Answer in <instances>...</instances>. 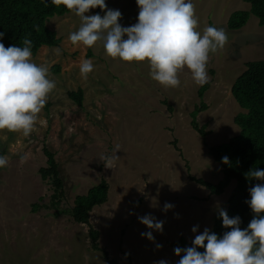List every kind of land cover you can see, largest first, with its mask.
Wrapping results in <instances>:
<instances>
[{"label": "rangeland", "instance_id": "obj_1", "mask_svg": "<svg viewBox=\"0 0 264 264\" xmlns=\"http://www.w3.org/2000/svg\"><path fill=\"white\" fill-rule=\"evenodd\" d=\"M191 2L201 35L209 26L228 35L224 48L210 54L209 87L202 99L198 91L203 85L192 80L187 68L178 73L179 87H164L150 77L147 61L113 59L100 41L92 47L73 45L68 37L81 23L74 12L47 22L60 44L42 47L32 60L49 66L48 78L56 87L29 136L0 130V154L8 160L0 167V264H107L92 248L89 227L61 213L102 179L109 186L107 202L93 209L89 224L99 232V247L117 264H178L171 244L180 238L192 242L205 228L212 229L219 209L226 211L235 181L216 196L189 177L214 185L223 179L210 148L240 133L234 118L245 111L232 97L231 86L247 62L264 60V27L250 16L240 30L228 29L231 14L249 10L242 0ZM105 3V10L97 7L86 15L103 16L113 9L122 13V26L137 23L136 0ZM84 59L94 65L87 79L80 74ZM78 89L83 91L82 106L68 97ZM201 101L207 108L196 121L205 138L191 126V113ZM43 147L54 154L63 182L64 199L57 209L49 206L51 186L39 175L46 166ZM113 154L118 156L114 167L106 168L100 158ZM165 203L173 205L166 212ZM148 214L164 221L162 232L139 222L138 217ZM148 231L154 240L141 236Z\"/></svg>", "mask_w": 264, "mask_h": 264}, {"label": "clouds", "instance_id": "obj_2", "mask_svg": "<svg viewBox=\"0 0 264 264\" xmlns=\"http://www.w3.org/2000/svg\"><path fill=\"white\" fill-rule=\"evenodd\" d=\"M51 4L63 5L80 18L78 30L68 37L73 45L82 43L92 47L100 41L106 55L113 59L147 61L150 77L164 87H179L178 73L185 68L197 85L207 83L210 54L223 49L228 42V35L222 28L206 27L202 35L196 30L198 18L191 0H136L137 23L128 27L119 23L122 17L119 10L107 9L103 16L86 15L97 7L105 10V0H51ZM3 35L0 32V38ZM31 49L32 41L27 37L23 47H5L0 43V130L22 132L25 137L35 130L38 114L56 87L55 81L48 78L49 66L33 62ZM55 52L60 54L59 49ZM93 68L90 59L82 60L81 76L87 79ZM119 148L117 145L116 152ZM27 158V154L22 155L21 164ZM117 158L113 154L100 159L106 168H113ZM7 162V157L0 156V167ZM222 162L228 164L229 158L224 156ZM246 178L264 181V169H250ZM249 194L251 199L246 203L255 215L246 229L239 226V216L229 217L225 210L219 209L223 227L231 230L218 237L205 228L195 235L192 246L174 249L175 255L180 257L178 264H264V183L255 184ZM172 207L165 203L163 210L166 212ZM138 220L150 230L163 231L164 221L150 214ZM192 232L196 233L197 227H193ZM141 236L154 240L152 231L141 233ZM199 248L204 251H198ZM158 264L167 262L160 260Z\"/></svg>", "mask_w": 264, "mask_h": 264}, {"label": "trees", "instance_id": "obj_3", "mask_svg": "<svg viewBox=\"0 0 264 264\" xmlns=\"http://www.w3.org/2000/svg\"><path fill=\"white\" fill-rule=\"evenodd\" d=\"M242 1L249 5V10L231 14L227 21L228 29L230 31L240 30L246 25L250 16L257 18L259 26L264 27V0ZM70 12L63 5L51 4V0H0V32L4 33L0 38V43H3L5 47L11 45L23 47V40L27 37L32 41V56H35L42 47H58L60 39L54 31L47 27V22L53 17H61ZM245 67L246 69L231 86L232 97L245 111L234 118V123L240 128V133L231 138L228 143L210 148V155L221 167L223 179L214 185L202 179L189 177L192 182L216 196L221 195L231 181H235V187L228 198L226 212L229 217H240L241 229H246L255 215L246 203L251 199L249 189L257 183H264V181L246 178L250 169H264V60L247 62ZM53 69L55 72L59 71L58 66ZM208 87L209 83L199 89L200 99ZM68 97L77 106H82L83 91L81 89L69 92ZM206 108V104L201 101L191 113V126L203 138L206 137V133L204 127L198 126L196 117ZM42 151L46 158V166L39 169V175L51 186L49 206L57 209L64 199L63 182L59 177L54 154L46 147H43ZM224 156L229 158L228 164L222 162ZM108 190L107 182L102 179L85 195H77L73 206L69 210H62L61 213L70 215L75 223L87 225L92 248L102 253L107 264H117L109 259L105 250L99 247V232L89 224L90 213L93 209L107 202ZM34 207L38 208L37 205ZM230 230L223 227L222 219L217 214L210 232L222 237L225 231ZM171 246L185 248L192 246V242L180 238ZM198 251L203 252L204 249L199 248Z\"/></svg>", "mask_w": 264, "mask_h": 264}]
</instances>
